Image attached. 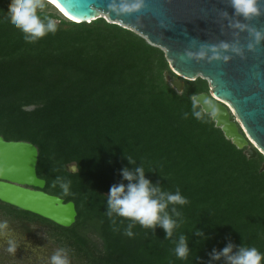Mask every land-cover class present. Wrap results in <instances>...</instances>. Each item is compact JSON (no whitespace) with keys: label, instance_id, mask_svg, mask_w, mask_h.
Returning <instances> with one entry per match:
<instances>
[{"label":"trees","instance_id":"obj_1","mask_svg":"<svg viewBox=\"0 0 264 264\" xmlns=\"http://www.w3.org/2000/svg\"><path fill=\"white\" fill-rule=\"evenodd\" d=\"M10 4L0 0V137L37 148L44 192L73 202L77 216L66 229L1 202L0 214L21 232L38 226L52 251L70 250V264H209L213 248L229 242L264 253V157L248 159L212 119L182 118L192 95L208 93L207 81H184L177 94L164 80L165 72L179 78L163 51L102 18L68 21L47 3L58 31L26 43L8 19ZM124 157L142 164L152 184L188 199L172 239L139 225L128 238V221L112 231L106 196L132 167ZM57 176L71 181L73 195L51 187ZM180 234L189 242L186 261L172 252Z\"/></svg>","mask_w":264,"mask_h":264},{"label":"water","instance_id":"obj_2","mask_svg":"<svg viewBox=\"0 0 264 264\" xmlns=\"http://www.w3.org/2000/svg\"><path fill=\"white\" fill-rule=\"evenodd\" d=\"M56 1L83 20L79 23H90L103 16L163 51L169 70L179 78H171L165 72L164 80L177 94H182L184 81H207L208 93L198 95L218 107L217 116L212 118L215 127L238 150L245 149L248 159H254L258 153L264 157V41L254 52H248V33H240L244 58L228 53V63L184 59L186 50L198 51L202 44L233 42L227 21L221 22L218 16L221 11L232 16L229 0H144L141 12L120 17L108 12L111 0ZM260 7L259 18L241 22L264 32V0ZM37 161L38 150L33 144L0 137V202L70 228L77 216L75 205L44 192L46 183L36 174ZM70 171L76 172V166L72 165Z\"/></svg>","mask_w":264,"mask_h":264},{"label":"clouds","instance_id":"obj_3","mask_svg":"<svg viewBox=\"0 0 264 264\" xmlns=\"http://www.w3.org/2000/svg\"><path fill=\"white\" fill-rule=\"evenodd\" d=\"M261 0H229L228 6L232 9V16L228 12L218 13L219 20L227 21V28L232 30L233 42H220L218 44H202L198 51L186 50L184 59L197 63L206 61L228 63L231 55L244 58L245 47L239 40L240 33L247 32L249 42L246 45L248 52H254L264 41V32L250 27L243 21H251L259 18L261 12ZM52 7V6H51ZM145 7L144 0H111L108 4V12L117 17L129 16L141 12ZM53 8V7H52ZM45 0H11L8 10V19L12 27L18 30L26 43H36L49 34L58 31L61 21L46 12ZM55 9V8H53ZM55 11H57L55 9ZM59 13V11H57ZM61 15V13H59ZM65 18L63 15H61ZM66 19V18H65ZM140 23V19H137ZM165 25H162L164 27ZM223 27V24L221 25ZM194 45V42H193ZM218 107L211 100L194 94L190 97V110L182 114L187 120L190 117L201 123L207 124L218 114ZM125 158V157H124ZM132 167H124L120 171L122 182L110 187L106 196V216L110 221L113 232H120L121 226L128 221L123 228L122 234L128 238L134 236L133 229L139 225L143 229L152 232L156 228L163 229L165 239H172L174 233L184 218L180 209L189 201L177 189L174 193L165 191L160 185L152 184L146 179V172L142 164L136 166V161L131 157L125 158ZM126 181L127 183H124ZM61 189V196L73 195L71 192V181L57 176L52 181L51 187ZM117 218H123L118 220ZM12 229L8 220H0V239L6 240L5 251L15 256L19 243L11 235ZM198 237H204L200 231L195 233ZM207 239V238H204ZM175 247L172 249L174 256L186 261L190 256L188 238L184 234L178 235L173 241ZM70 250L64 247L58 248L49 258L48 264H70ZM264 264V253L256 247L241 244L235 246L229 242L222 250L215 248L209 254V264Z\"/></svg>","mask_w":264,"mask_h":264},{"label":"rangeland","instance_id":"obj_4","mask_svg":"<svg viewBox=\"0 0 264 264\" xmlns=\"http://www.w3.org/2000/svg\"><path fill=\"white\" fill-rule=\"evenodd\" d=\"M102 19L111 23L106 18ZM4 219L10 223L12 229L11 235L18 241L19 248L15 256H12L5 251L7 247L6 240L0 239V260L9 264H48L49 258L56 250H51V245L46 241L44 231L35 226L32 227L33 230L29 234L25 233V231L21 232L19 226L8 217L0 214V220Z\"/></svg>","mask_w":264,"mask_h":264},{"label":"bare ground","instance_id":"obj_5","mask_svg":"<svg viewBox=\"0 0 264 264\" xmlns=\"http://www.w3.org/2000/svg\"><path fill=\"white\" fill-rule=\"evenodd\" d=\"M49 2H51V5L53 4V7L59 11V13H61V15H63L64 17H66L67 19H71L73 21H77V22H81L83 21L82 19H79L77 17H74L72 14H70L69 12H67V10L56 0H47ZM100 18H105L103 16H101ZM107 20V19H106ZM91 20H88V22H90Z\"/></svg>","mask_w":264,"mask_h":264}]
</instances>
